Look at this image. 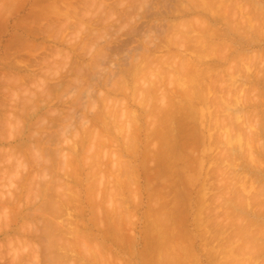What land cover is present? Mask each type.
I'll use <instances>...</instances> for the list:
<instances>
[{"label": "rangeland", "instance_id": "obj_1", "mask_svg": "<svg viewBox=\"0 0 264 264\" xmlns=\"http://www.w3.org/2000/svg\"><path fill=\"white\" fill-rule=\"evenodd\" d=\"M188 8L192 12L189 11ZM244 8L247 10H244ZM253 11L257 14H252ZM241 14L244 15L242 16ZM131 28L135 29L136 35ZM147 28L149 29L147 30ZM136 29L144 33L141 34ZM127 32L129 34H127ZM147 35L150 41L148 38L146 39ZM260 35H262V38L259 37ZM173 37L175 38L174 43ZM256 38L258 41L255 40ZM119 39H121V41ZM126 40L128 41L127 45ZM262 40H264V0H0V207H2L0 208V264H54V262L56 264H175L174 258L176 259V264H195V261H193L195 259L193 258H196V261L199 260L201 264H218L220 258L223 262L224 260L230 262L231 259H235L236 256L239 259L238 261L232 259V261L237 262L236 264H256L259 263L260 260H264V257L261 256V253L264 255V250L260 252L261 246L262 249H264V245H262L264 244L262 243L264 238H261L264 237V231H262L264 230L262 226L264 223V216L261 215L264 214V41ZM148 41L153 42V45L148 43ZM162 43H164V45ZM157 45L161 46L159 47ZM139 46H141V49ZM136 48L139 50L137 51ZM149 51L153 53H147ZM112 52H114V54ZM104 53L106 56H104ZM117 53L119 56H117ZM135 54L136 57H139V59H137L138 62L136 61ZM127 55H130V59ZM147 57L151 58L149 59ZM146 59H148V61ZM149 60L151 63H148L150 62ZM116 63L118 65H116ZM150 64H152L153 69L150 68V66L148 67ZM141 67H144V69L142 68L140 70L139 68ZM105 68L106 72H104ZM149 68L150 70L148 73L152 70L150 72L151 75L146 72ZM185 68L189 69V71L191 70L194 73H190L197 76L195 81L193 80L194 78L192 79L194 82H191L192 80H185L184 72L180 74ZM127 69L130 73L127 72ZM116 70L118 73H116ZM138 70L140 71L138 72ZM110 71L114 76H112V74L110 75ZM230 71H233L232 73L234 74ZM152 72L155 75L152 76ZM87 73H89L92 78H90L91 76ZM237 73L239 74L237 75ZM94 74L96 76H93ZM249 74L251 75L249 76ZM143 75L144 78L146 75V79L143 78ZM99 76L101 77L100 79L98 78ZM110 76L111 78H109ZM147 76L150 78L147 79ZM94 78L98 80L95 81ZM119 78L123 80H119ZM257 79H260V82H257ZM121 81L123 83H119ZM88 82L91 84L88 85ZM125 83L127 86L123 90L122 88L125 87ZM189 85L195 88L194 92H196H193L194 95L191 93L192 87L190 91L187 90L188 92H185V88H188ZM113 86H115L117 91ZM91 87L92 90H90ZM100 92H103L102 95ZM89 93L98 100L96 101L93 97L91 99L90 95H88ZM179 93H182L186 98ZM82 94L85 95L82 96ZM150 94L152 96H150ZM103 95H109L110 98L113 97L116 103L115 101L114 103L111 102L110 100L113 101V99L109 97L108 99L106 96L105 99H103ZM172 95L174 99L171 98ZM187 95L194 97H192V99H194L193 102ZM61 96H64L62 98L63 102L60 100ZM148 96L151 98H148ZM80 98L81 100L84 99L83 102L85 100L87 101V103L86 101L84 102L87 104L86 107H84L85 105L82 106V104H84L83 102L81 106H79V103H81V100L79 101ZM162 98L174 100L176 106L172 104V100V106L166 105L169 101L167 99L162 101ZM188 98H190L192 104H190L191 102ZM106 99L109 100L110 105ZM91 100H93V104ZM182 100H185V102L183 103ZM175 101L177 102L175 103ZM75 102L77 103L75 104ZM100 102L102 103L101 106L99 104ZM94 103L97 104H95V107ZM91 106L93 108H91ZM106 108L109 112L104 110ZM180 108L183 109L184 112L181 111ZM230 108L232 109L230 110ZM164 109L167 110L165 111ZM168 109H170V112ZM68 110L70 112H68ZM179 110L182 113H180ZM163 111H165V113H163L164 116L161 113ZM176 111L179 113H175ZM64 112L67 114V118H64L66 117ZM74 113L80 114L79 116L83 113V115L79 117L78 115H74ZM53 114H55L56 117ZM106 114H108V116ZM92 116H99L100 118L97 120V117L93 118ZM234 116H236V118H234ZM69 117L73 119L71 120ZM231 117L233 119H231ZM53 118L56 119L53 121ZM79 118L87 120L83 122ZM186 118L189 119L188 122ZM45 119L47 120L45 121ZM101 119L105 120L102 121ZM181 120L183 123L186 121L187 124L186 122L185 124L181 123V125L183 124L181 126ZM69 121L72 124L74 123V126L72 125V128L67 126L66 130L64 129V125H68L67 122ZM85 121H88V123ZM242 121L245 124H243ZM54 122L62 126L59 125V127H56L58 124L56 126L54 124L55 127H49V124L52 125ZM70 122L69 124H71ZM81 122L83 123L81 124ZM102 122L104 123L102 124ZM169 122L173 124L170 126ZM166 123H168L170 127H168ZM47 124L48 127H46ZM84 124L85 126L88 125L86 127L82 126L84 128V130H82L81 125ZM88 126L90 128L92 127V129L88 128ZM162 126L166 128L163 130L160 129ZM48 128H50V130ZM76 128L79 132L76 131V133H78L79 136H83L82 140L80 138L81 136L79 137L76 133V137L74 136V131L72 130ZM87 128L89 129L88 135L86 134ZM232 128H235V130ZM61 129L65 131H62L63 134H65L66 131L68 132L66 134L68 136L65 135L67 139L73 136L71 138L72 140L69 139L70 142L65 139V136H62V132L60 133V131H57ZM250 129L252 130V136L249 135L251 134ZM52 130L53 132H51ZM104 130L106 131L104 132ZM165 130L168 131L166 132ZM180 130H182L183 134L182 132L180 133ZM44 131L49 133V135L46 136L47 133H44ZM244 131L249 132L245 133ZM54 132L61 134V137L64 138V144H62V139L60 140L61 144L59 142H57V144L54 142V145L53 140L51 144L49 140L53 137L49 138V136L50 133L52 135ZM101 132L103 134H100ZM168 132L170 133L165 134ZM91 133L95 136L94 138L90 137L93 136ZM96 133L99 138H104V142L103 138H101L102 140L98 139V136V140L95 139ZM54 135L56 137V134ZM57 135L58 138L56 137L53 139H59L60 135ZM161 135L165 137L168 135V137H166L168 139H165V137L163 139ZM231 135H233V138L235 135L236 137L238 136L237 140L240 142H238L235 137V140L232 138L234 143L231 138H229ZM44 136L45 138L43 139L42 137ZM185 136L188 137L185 139ZM239 136H241V138ZM45 139L49 140H46L47 142L45 143ZM78 139L79 141H77ZM160 139H162L161 141L165 140L167 144L161 145L165 141L161 142L159 141ZM246 139L249 142H245ZM41 140L43 142H41ZM83 140L84 144L82 143ZM167 140H169V143L174 144H170L172 146H169L173 151H170L167 147V145H169ZM75 142H78V144ZM79 142L82 144L80 145ZM248 143L251 144V146L248 145ZM69 144L72 147L76 145L73 148H76L74 151L76 154L73 153V157L71 154L73 149L69 147ZM49 145L52 146V149L59 148L58 151L61 148L59 153L56 152L57 150H52L53 152L55 151L54 154L59 161L54 157V154L49 152L50 150L48 151V149L51 148ZM39 146L40 151H38ZM162 146L163 148H161ZM44 148L49 152L48 154L45 153L46 150H44ZM250 151L253 156L250 154ZM174 152L175 154H173ZM33 153H35L34 155L41 154V157H36L37 159L40 158L39 160L47 156L46 159L50 158V162L53 160L56 161V163L53 161L56 167L50 168V171L48 168L54 164L48 167L51 163L48 162L49 160H45V163L48 162V164H46L48 168H46L47 170L45 169L44 175L46 172V177H48V179L42 176L43 171L42 173L40 172L41 169L43 170V168H45L43 167L44 158L42 163H39L40 161L38 162L41 165H36L37 161L35 160L37 159H35ZM44 153L46 154L45 156ZM59 154L61 156H59ZM65 154L66 156L69 154V158L66 157ZM233 155L234 157L232 158ZM52 157H54V159ZM60 158L62 159L60 160ZM229 159L232 160L229 162ZM170 161L174 163V165H172ZM60 164L62 166H60ZM190 164L191 167H189ZM66 165L68 166V170L65 167ZM229 167H234V170ZM58 168H61L62 172ZM169 168L174 169L171 170V174L174 175L175 173V176L169 173ZM191 168L195 170H191ZM34 169L36 171H34ZM53 169H56V173H53ZM38 170H40V173H38ZM69 170V175L72 174L68 177L66 173H68ZM74 170L76 173H73ZM237 170L242 177V180H240L241 182L237 180L239 178L241 179V177L238 176ZM48 171H50V175L47 174ZM34 172L35 174L33 175ZM36 172L38 175H36ZM176 173H178V175H176ZM39 174H42L41 177H39ZM55 174H57V177ZM241 174L244 175L242 176ZM32 175L34 176L32 178L33 180L31 179ZM235 175L238 176V178ZM66 176L68 178H64ZM244 176V180L246 177H250H248V181L246 182L247 187L244 186L243 188L242 185L244 184L242 181H244ZM28 177L30 178L28 179ZM72 177L74 178L71 179ZM39 178H45L46 181ZM53 178L55 180H53ZM226 178L230 179H227L229 183L226 182ZM74 179L76 182L79 181L76 183ZM40 180L43 182L41 181L40 183ZM51 181L55 182V186L69 183V186L65 184L66 189L69 188L67 189L68 191L66 189L60 190L65 194L62 196L61 193L62 197L60 196L61 199L59 198L60 201L63 197L65 199L68 198V201L66 200L68 206L66 204L62 205L66 209L65 211V209L59 205L62 207L63 212L59 207L61 212L55 210L58 214L52 211L55 206L51 207V199H48L51 197L54 199V195H60V191L58 190L60 186L57 188L55 187V189L59 191L58 193L56 192L57 194L54 192L56 191L53 189L54 186L52 187V193L54 192L55 194L50 193L52 189L49 190V186L53 185ZM203 181L209 182V185L207 182L205 183V185H208H206L205 189L208 191L207 193L209 194L207 195L209 196L206 195V192L203 193L205 189L202 190L203 188H201L200 184L203 183ZM39 183L40 185L43 183L42 188ZM230 183L233 189L230 187ZM255 183H257V185ZM239 184L242 185L238 187ZM254 184L256 186H254ZM65 185L61 187L65 188ZM224 185H227L225 189H223ZM258 185L260 189L256 188ZM45 186L49 189H45ZM156 188L159 191H156ZM159 188H161V190ZM255 188L257 191L254 192ZM40 190L41 192L43 191L42 194L39 192L41 196L37 194V191ZM226 190L232 192L229 193ZM258 190L261 191H259L261 195ZM218 191L220 193L222 192V194H219ZM46 192H49L50 195L47 196L49 193ZM159 192L162 198L159 196ZM250 192H252V194ZM35 193L38 196H36ZM151 193L154 194V196ZM200 194L206 195H202L204 199H206V201L203 202L204 209L201 210L204 213L198 211L200 210L198 205ZM210 194H213V196L215 194V196L217 195L216 197H219L218 199L215 198V203H222L224 201L223 204L225 203L226 205L218 204L217 207V204L212 203L214 201L213 199L211 201ZM228 195H230V198ZM248 195H250V197H248ZM254 195L256 198L261 196V200L260 198L259 200H255ZM31 196H33L32 198L36 196L37 199L35 198L32 200V198H30ZM46 196L51 197L47 198ZM232 196H238L239 199H235L236 197ZM231 197V202L234 205H231V202H225V200L230 201ZM154 198H157V201ZM250 198H254L252 199L253 201ZM9 200H11V202ZM59 200L55 201L54 199L55 202L61 203ZM234 200H238L239 202ZM2 201H4L3 204ZM33 201L35 203H32ZM44 201L49 202L52 210L47 207L49 205ZM158 201H160V204L158 203L159 205L156 203ZM207 201L211 203L210 205L213 204V207L209 206ZM235 202H238L239 205ZM252 202H254V204L251 206ZM261 202H263V207L259 205ZM228 203L233 207L230 208ZM5 204H7V207ZM161 204L163 206L165 205L167 208H164ZM3 206L6 207L5 210H2L4 208ZM225 206H227L225 209L226 211L224 210ZM256 206H260L258 207L259 210L256 209ZM56 207L58 208V206ZM73 207L78 208H76L77 210L74 208L77 212L74 211ZM228 207L230 211L227 209ZM249 207H251L250 211ZM233 208L235 210H233V213L235 215L238 214L236 217L230 213ZM241 209L243 211H241ZM94 210L95 212H93ZM227 210L230 215H226L228 214ZM79 211H84V213L82 212L83 216L79 214ZM158 211L163 213L161 217L167 213L165 216L168 218L164 216V219L161 218V220H159L161 212L159 213ZM165 211L166 213H164ZM236 211L242 214V218H244L243 215H245L247 221L241 219V217H237L241 216V214L239 215ZM34 213L37 214L36 216L39 222ZM61 213H64V217H61ZM158 213L159 217H157ZM199 213L204 214L205 217L201 215L204 217L202 218ZM212 214L216 215L217 219ZM32 215H34L35 218ZM41 215L43 217L42 219ZM50 215H52V217ZM209 215H211V217ZM221 215L224 216L222 217ZM196 216L197 218L199 216V218L197 219ZM58 217L60 221L62 218L66 217L64 219L65 222L62 219L64 224H61L59 220L57 221ZM213 217L223 227L217 225L218 223H216ZM53 218L57 222L52 221ZM212 218L214 220H212ZM50 219L52 224L49 222ZM165 219L168 220L164 221ZM222 219L224 222L227 221V223L223 224L224 222ZM231 219L233 222H231ZM237 219L239 222L240 219L244 221V223L243 221L240 223L241 225L239 224L240 228L244 224L243 230H240L241 232L237 230V228L239 229L237 225L239 222ZM257 219L262 220V224L261 222L259 224V220ZM183 220L188 222V224ZM198 220L201 221L198 222ZM235 220L237 221V223H235L237 227L234 224V222H236ZM176 221H179V223ZM207 221L208 223H205ZM221 221L223 223H221ZM228 221L233 225V230L230 229L232 226L230 227ZM54 222H56L57 225H59L60 222L61 225H64V228L66 227L64 230L62 228L63 226L59 225L57 227L56 225L57 230L60 228V230H64L63 233L67 232L64 237L66 240L62 239L65 241L66 246L63 244V246H61L63 241L59 243L61 247H64L61 251L65 249L62 254L68 252L67 254L69 257L65 254L61 255V251L58 250L61 249L58 245L59 243H55V245L59 247L57 249L59 252L55 251L56 248L54 250L45 248L51 243H48V241H50V238H53V236H50V238L47 237L51 231L50 228H48L50 231H42L43 229L45 230L49 224L52 226L54 225L55 228ZM196 222H198V224ZM247 222L250 223L247 224ZM199 223H201V226ZM45 224H47L46 227H44ZM206 225V229H210L212 234L204 229ZM247 225H249L250 228ZM70 226L73 227L72 230L76 227L77 231H72ZM225 226L229 229H227L228 231L225 230L227 235L222 234L224 233L222 230H224V228L226 229ZM244 226H247V228L244 229ZM36 227L42 234L38 233ZM197 227L199 228L197 229ZM257 227L259 229H257ZM39 228L43 229L41 230ZM181 228H183V230ZM34 230L38 235H41V238L39 236L40 239ZM60 230H54L55 232L53 233L56 235V233L58 234V232H60L58 234L59 236H57L62 238L60 234L62 235L63 233ZM166 230H170L169 233ZM259 230L261 232H259ZM47 231L49 232L46 233ZM70 231L73 233L71 234ZM78 231H80V233ZM81 231L83 232L81 233ZM31 232L43 245L34 238ZM205 232L207 233L205 234ZM251 235L253 237L252 240L250 238ZM45 236L48 240L45 239ZM227 236L231 237V241L227 239ZM232 236L236 239H232ZM56 237L53 238L56 239L53 240V242H58L57 239L59 238ZM242 237L243 239H241ZM42 238L43 240L41 241ZM246 238H249L248 240L250 243L254 241V238L257 240L253 242L254 244L249 243V245L243 243L244 241H248ZM208 239L212 242L213 249L215 246L217 254H215V250L210 247V241L209 245H207ZM211 239H218L219 241L217 242L219 243L214 240L213 242ZM44 241L48 243L46 246ZM179 241H181V243ZM220 242L223 244H220ZM237 242H239L238 245H240V247H243V249L246 247L247 249L245 248L243 250L238 248ZM204 243H206L207 247ZM174 244L175 247L179 244L180 248H175L173 246ZM216 244L218 247H216ZM257 244H259V246ZM183 245H185V247H183ZM186 245H188V247ZM223 245L224 248L222 247ZM246 245L249 246V248L252 246V249L249 250L248 253L245 252V250H248ZM253 245L256 246L253 247ZM189 246L191 247L189 248ZM192 247L193 251L190 250ZM36 248L39 251H37ZM218 248L219 250L221 249L220 251L222 252L217 250ZM233 249V253L236 256L232 253ZM255 249L258 251V255ZM51 250L55 253L52 251L51 254ZM211 250L219 259L214 258L215 256L211 254ZM224 250H226V252L228 251L227 256L228 258L231 257L230 260L228 258L224 259V256L226 257V252ZM46 251L51 255V258ZM190 251H192V254L188 253ZM255 251L256 253H253L254 255L252 256L250 253ZM170 252H172V254ZM178 252H180V255ZM204 252L206 254H204ZM218 252L221 254L219 255ZM230 252L233 254V257ZM53 254H57L60 257H54ZM175 254L179 255V259ZM186 254L189 255L186 257ZM190 254L194 255V257H191ZM181 256L183 260L180 258ZM251 257L253 258L251 259ZM246 258L248 260H246ZM55 259L56 261L61 260V263H57ZM180 259L183 262H179ZM62 260H65V262ZM240 260H242V263ZM262 263L264 262L262 261ZM225 264H227V262ZM259 264H261V262Z\"/></svg>", "mask_w": 264, "mask_h": 264}, {"label": "bare ground", "instance_id": "obj_2", "mask_svg": "<svg viewBox=\"0 0 264 264\" xmlns=\"http://www.w3.org/2000/svg\"><path fill=\"white\" fill-rule=\"evenodd\" d=\"M194 6H195V5H194ZM194 8H195V7H194ZM246 8H247V7H246ZM197 9H199V8H197ZM197 9H196V10H197ZM249 9H251V8H249ZM188 10H189V8H188ZM244 10H247V9L244 8ZM182 11H183V10H182ZM184 11H185V8H184ZM189 11H191V10H189ZM242 11H243V10H242ZM242 11H241V12H242ZM251 11H252V10H251ZM254 11H255V9H254ZM254 11L252 12V14H255V13H256V12L254 13ZM186 12H187V11H186ZM191 12H192V11H191ZM249 13H250V12H249ZM130 14H131V13H130ZM130 14H129V15H130ZM244 14H245V13H244ZM244 14H241V15L243 16ZM256 14H257V13H256ZM118 17H119V16H118ZM139 17H140V16H139ZM141 17H142V16H141ZM119 18H120V17H119ZM133 18H134V17H133ZM136 18H137V17H136ZM134 19H135V18H134ZM139 19H140V18H139ZM139 19H138V20H139ZM138 20H137V21H138ZM130 21H131V20H130ZM141 23H142V22H141ZM128 24H129V21H128ZM130 27H131V26H130ZM249 27H250V26H249ZM134 28H135V27H134ZM140 28H141V27H140ZM119 29H120V28H119ZM131 29H132V28H131ZM138 29H139V28H138ZM138 29H136V30H138ZM141 29H142V28H141ZM148 29H149V28H147V30H148ZM259 29H260V28H259ZM132 30H133V32L135 33V29H132ZM147 30H145V31H147ZM260 30H261V29H260ZM153 31H154V30H153ZM115 32H116V31H115ZM131 32H132V31H131ZM131 32H130V33H131ZM136 32H137V31H136ZM138 32L141 33V30H140V31L138 30ZM151 32H152V31H151ZM258 32H259V31H258ZM260 32H261V31H260ZM140 33H139V34H140ZM143 33H144V32H143ZM143 33H141V34H143ZM152 33H153V32H152ZM127 34H129V33L127 32ZM131 34H132V33H131ZM131 34H130V35H131ZM259 34H261V33H259ZM135 35H136V33H135ZM137 35H138V34H137ZM141 36H142V35H141ZM261 36H262V35H260L259 37H261ZM128 37H129V36H128ZM145 37H146V36H145ZM148 37H149V36L147 35L146 39H147ZM132 38H133V37H132ZM140 38H141V37H140ZM154 38H155V37H154ZM173 38H174V37H173ZM173 38H172V39H173ZM176 38H178V37H176ZM261 38H262V37H261ZM128 39H129V38H128ZM150 39H151V38H150ZM179 39H180V38H179ZM119 40L121 41V39H119ZM130 40H132V39H130ZM130 40H129V41H130ZM135 40H136V39H135ZM148 40H149V38H148ZM155 40H156V39H155ZM160 40H161V39H160ZM174 40H175V38L173 39V43L175 42ZM177 40H178V39H177ZM245 40H246V39H245ZM250 40H251V39H250ZM255 40H257V38H256ZM126 41H127V40H126ZM146 41H147V40H146ZM149 41H150V40H149ZM149 41H148V43H151V45H153V44H152L153 42H149ZM157 41H158V40H157ZM178 41H179V40H178ZM178 41H177V42H178ZM248 41H249V40H248ZM257 41H258V40H257ZM257 41H256V42H257ZM262 41H264V40H262ZM134 42H135V41H134ZM136 42H137V41H136ZM144 42H145V41H144ZM163 42H164V41H163ZM179 42H180V41H179ZM254 42H255V41H254ZM122 43H123V42H122ZM124 43H125V42H124ZM167 43H168V41H167ZM181 43H182V42H181ZM250 43H251V41H250ZM119 44H120V43H119ZM127 44H128V41H127L126 45H127ZM159 44H160V43H159ZM162 44L164 45V43H162ZM254 44H256V43H254ZM257 44H258V43H257ZM259 44H260V43H259ZM122 45H123V44H122ZM174 45H175V44H174ZM179 45H181V44H179ZM112 46H113V45H112ZM123 46H125V45H123ZM123 46H122V47H123ZM141 46H142V45H141ZM141 46H139V48H140ZM157 46H159V45H157ZM160 46H161V45H160ZM160 46H159V47H160ZM172 46H173V45H172ZM181 46H182V45H181ZM115 47H116V45H115ZM118 47H119V46H118ZM118 47H117V49H118ZM167 47H168V46H167ZM170 47H171V46H170ZM112 48H113V47H112ZM112 48H109V49H112ZM125 49H126V47H125ZM127 49H128V48H127ZM129 49H130V48H129ZM133 49H134V48H133ZM140 49H141V48H140ZM142 49H144V48H142ZM159 49H160V48H159ZM136 50H137V48H136ZM138 50H139V49H138ZM138 50H137V51H138ZM148 50H149V49H148ZM155 50H157V49H155ZM122 51H124V50H122ZM126 51H127V50H126ZM116 52H117V51H116ZM118 52H120V51H118ZM156 52H157V51H156ZM112 53L114 54V52H112ZM138 53H139V52H138ZM147 53L150 54V53H153V52H150V51H149V52H147ZM117 54H118V53H117ZM124 54H125V52H124ZM149 54H148V55H149ZM81 55H82V53H81ZM110 55H112V54H110ZM110 55H109V58H110ZM152 55H153V54H152ZM104 56H106L105 53H104ZM117 56H119V54H118ZM125 56H126V55H125ZM125 56H124V57H125ZM129 56H130V55H129ZM129 56L127 55V57H129ZM80 57H81V56H80ZM135 57H136V54H135ZM137 57H138V56H137ZM137 57H136V61H137V59H139V57H138V58H137ZM151 57H152V56H151ZM151 57H147V58L150 59ZM228 57H229V56H228ZM228 57H227V58H228ZM107 58H108V55H107ZM115 58H117V57H115ZM121 58H122V57H121ZM125 58H126V57H125ZM227 58H224V59H227ZM101 59H102V58H101ZM111 59H112V58H111ZM129 59H130V57H129ZM129 59H128V60H129ZM104 60H106V59H104ZM146 60L148 61V59H146ZM102 61H103V60H102ZM106 61H108V60H106ZM149 61H150V60H149ZM126 62H127V61H126ZM137 62H138V61H137ZM103 63H104V61H103ZM134 63H135V62H134ZM148 63H151V61L148 62ZM101 64H102V63H101ZM114 64H115V63H114ZM122 64H123V63H122ZM146 64H147V63H146ZM116 65H118V64L116 63ZM98 66H99V64H98ZM98 66H96V67H98ZM114 66H115V65H114ZM145 66H146V65H145ZM149 66H150V68H152V64L148 65V67H149ZM228 67H229V66H228ZM87 68H88V66H87ZM114 68H115V67H114ZM131 68H132V67H131ZM131 68H130V69H131ZM142 68L144 69V67H141V68H139V69L141 70ZM145 68H146V67H145ZM150 68L146 71L147 73H148V71L150 70ZM229 68H230V67H229ZM231 68H232V67H231ZM94 69H95V67H94ZM118 69H119V68H118ZM130 69H129V70H130ZM152 69H153V68H152ZM185 69H186V68H185ZM185 69H184V70L182 69L183 71H182V73H180V74H183V72H184L185 80L187 79V81H190V80H192V79L194 78L193 80L195 81V80L197 79V76H196L195 74H191V73H194V72H192L191 70L189 71V69H186V70H185ZM76 70H77V69H76ZM88 70H89V69H88ZM131 70H132V69H131ZM140 70H138V72H139ZM180 70H181V69H180ZM78 71H79V70H78ZM80 71H81V70H80ZM99 71H100V70H99ZM116 71H117V70H116ZM143 71H144V70H143ZM151 71H152V70H151ZM151 71H150V72H151ZM234 71H235V70H234ZM85 72H86V71H85ZM97 72H98V71H97ZM100 72H101V71H100ZM104 72H106V68H105V71H104ZM110 72H111V71H110ZM121 72H122V71H121ZM127 72H129L128 69H127ZM150 72H149L148 74H150ZM190 72H191V73H190ZM230 72L232 73L233 71H230ZM235 72H236V71H235ZM90 73H92V72H90ZM98 73H99V72H98ZM116 73H118V71H117ZM122 73H123V72H122ZM125 73H126V72H125ZM129 73H130V72H129ZM136 73H137V72H136ZM239 73H240V71H239ZM239 73H237V75H238ZM85 74H86V73H85ZM87 74H89V73H87ZM100 74H101V73H100ZM103 74H104V73H103ZM105 74H107V73H105ZM111 74H112V72L110 73V75H111ZM114 74H115V73H114ZM144 74H145V73H144ZM232 74H234V73H232ZM240 74H241V73H240ZM260 74H261V73H260ZM89 75H90V74H89ZM123 75H124V74H123ZM129 75H131V74H129ZM150 75H151V74H150ZM150 75H149V76H150ZM153 75H155V74H153V72H152V76H153ZM194 75H195V77H194ZM228 75H229V73H228ZM235 75H236V74H235ZM237 75H236V76H237ZM244 75H245V74H244ZM250 75H251V74H249V76H250ZM90 76H91V75H90ZM93 76H96V75L94 74ZM97 76H98V75H97ZM102 76H103V75H102ZM112 76H114V75L112 74ZM125 76H126V75H125ZM149 76H147V79L150 78ZM247 76H248V75H247ZM257 76H258V75H257ZM257 76H256V77H257ZM261 76H262V75H261ZM261 76H260V77H261ZM130 77H131V76H130ZM181 77H182V76H181ZM231 77H232V75H231ZM88 78H89V77H88ZM90 78H92V76H91ZM98 78L100 79L101 77L99 76ZM109 78H111V76H110ZM131 78H132V77H131ZM143 78H144V75H143ZM176 78H177V77H176ZM183 78H184V77H183ZM244 78H246V77H244ZM120 79H121V78H119V80H120ZM144 79H146V75H145V78H144ZM151 79H152V77H151ZM91 80H93V79H91ZM94 80H95V78H94ZM97 80H98V79H97ZM97 80H95V81H97ZM109 80H110V79H109ZM121 80H123V79H121ZM193 80H192L191 82H194ZM254 80H256V79H254ZM259 80H260V79H259ZM259 80L257 79V82H260ZM263 80H264V79H263ZM80 81H81V80H80ZM95 81H93V82H95ZM106 81H107V80H106ZM124 81H125V80H124ZM176 81H177V80H176ZM81 82H83V81H81ZM99 82H100V80H99ZM108 82H109V81H108ZM108 82H107V83H108ZM151 82H152V81H151ZM235 82H236V80H235ZM119 83H123V82L121 81V82H119ZM231 83H232V81H231ZM87 84L89 85V84H91V83L88 82ZM92 84H94V83H92ZM147 84H148V83H147ZM97 85H98V84H97ZM97 85H96V86H97ZM120 85H121V84H120ZM124 85H125V87L122 86V87H123V88H122L123 90H124V89L126 88V86H127L126 83H125ZM116 86H117V85H116ZM76 87H77V86H76ZM113 87L115 88V86H113ZM191 87H192V86L189 85L188 88H185V92L190 91ZM234 87H235V86H234ZM110 88H111V87H110ZM114 88H113V89H114ZM117 88H118V87H117ZM87 89H88V87H87ZM229 89H230V88H229ZM90 90H92V87H91ZM90 90H89V91H90ZM94 90H95V89H94ZM115 90H116V88H115ZM118 90H119V89H118ZM187 90H188V91H187ZM194 90H195V88L192 87V91H191V93H193ZM234 90H235V89H234ZM100 91H102V90H100ZM112 91H113V90H112ZM116 91H117V90H116ZM90 92H91V91H90ZM147 92H148V91H147ZM147 92H146V93H147ZM181 92H182V91H181ZM185 92H184V94L186 95ZM195 92H196V91H195ZM195 92H194V93H195ZM83 93H84V92H83ZM87 93H88V92H87ZM100 93H101V92H100ZM102 93H103V92H102ZM102 93H101V95H102ZM106 93H107V92H106ZM182 93H183V92H182ZM182 93H179V94H182ZM191 93H190V94H191ZM194 93H193L192 95H194ZM111 94H112V93H111ZM114 94H115V92H114ZM190 94H188V95H190ZM84 95H85V94H84ZM84 95L82 94V96H84ZM88 95H90V98L92 99L93 96H91L90 93H89ZM109 95H110V94H109ZM109 95H108V96L105 95L106 98H108ZM115 95H116V94H115ZM182 95H183V94H182ZM188 95H187V97H190V96H191V95H190V96H188ZM199 95H200V94H199ZM103 96H104V95H103ZM103 96H102V98L105 99V96H104V97H103ZM150 96H152V95L150 94ZM150 96H148V98H151ZM180 96H181V95H180ZM183 96H184V95H183ZM63 97H64V96H63ZM63 97H62V96L60 97V100H61V101L63 100V99H62ZM184 97H185V96H184ZM184 97H183V98H184ZM192 97H193V96H192ZM192 97H190V98L192 99ZM81 98H82V97H81ZM81 98L79 99V101L81 100ZM83 98H84V97H83ZM87 98H88V97H87ZM93 98H94V97H93ZM109 98H110V97H109ZM109 98H108V99H109ZM111 98L113 99V97H111ZM111 98H110V99H111ZM168 98H170V97H168ZM168 98H166V99L170 102V105H169V102H168L166 105H168V106H172V104L175 105V104H174V100H172V99L169 100ZM171 98H173V95H172ZM183 98H182V99H183ZM185 98H186V97H185ZM190 98H188V99L190 100ZM193 98H194V97H193ZM197 98H198V97H197ZM67 99H68V98H67ZM70 99H71V98H70ZM85 99H86V98H85ZM94 99H95V98H94ZM94 99H93V100H94ZM108 99H106V100H107V102H108V104H109V100H108ZM166 99L162 98V101H163V100H166ZM173 99H174V98H173ZM64 100H65V99H64ZM83 100H84V99H83ZM83 100H81V103H79L78 100H77V102L80 104L79 106H81ZM93 100H91V103L93 102ZM95 100H96V99H95ZM95 100H94V101H95ZM97 100H98V99H97ZM97 100H96V101H97ZM106 100H105V101H106ZM148 100H149V99H148ZM171 100L173 101L172 104H171ZM175 100H177V99H175ZM179 100H180V99H179ZM193 100H194V99H192V102H193ZM68 101H69V99H68ZM68 101H67V102H68ZM85 101H86V100H85ZM85 101H84V102H85ZM101 101H102V100H101ZM110 101L114 103L115 99H113V101H112V100H110ZM182 101H183V100H182ZM197 101H198V100H197ZM237 101H239V100H237ZM62 102H63V101H62ZM77 102H75V104H76ZM84 102H83V103H84ZM176 102H177V101H175V103H176ZM184 102H185V100L183 101V103H184ZM190 102H191V100H190ZM192 102H191L190 104H192ZM86 103H87V101H86ZM86 103L82 104V106L85 105L84 107H86V105H87ZM113 103H111V104H113ZM115 103H116V101H115ZM72 104H73V103H72ZM92 104H93V103H92ZM95 104H96V103H94V107H95ZM99 104H100V106L102 105L101 102H100ZM177 104H178V103H177ZM185 104H186V103H185ZM96 105H97V104H96ZM106 105H107V104H106ZM106 105H105V107H106ZM109 105H110V104H109ZM166 105H165V106H166ZM180 105H181V103H180ZM180 105H178V106H180ZM188 105H189V103H188ZM163 106H164V105H163ZM175 106H176V105H175ZM185 106H187V105H185ZM189 106H190V105H189ZM68 107H69V106H68ZM70 107H71V106H70ZM72 107H73V106H72ZM166 107H167V106H166ZM166 107H165V108H166ZM187 107H188V106H187ZM190 107H191V106H190ZM91 108H93V107L91 106ZM160 108H161V107H160ZM226 108H227V107H226ZM237 108H238V107H237ZM241 108H243V107H241ZM72 109H73V108H72ZM72 109H71V110H72ZM77 109H78V108H77ZM170 109H171V108H170ZM170 109H168V111H169ZM173 109H175V108H173ZM173 109H172V110H173ZM178 109H179V108H178ZM178 109H177V110H178ZM180 109H181V108H180ZM228 109H229V108H228ZM231 109H232V108H230V110H231ZM239 109H240V108H239ZM79 110H80V109H79ZM85 110H86V109H85ZM104 110L108 111L107 108L104 109ZM162 110H163V108H162ZM162 110H161V111H162ZM164 110L166 111L167 109H164ZM185 110H186V109H185ZM74 111H75V110H74ZM90 111H91V109H90ZM95 111H96V110H95ZM98 111H99V109H98ZM100 111H101V109H100ZM165 111H163V112H161V113L163 114V113H165ZM174 111H175V110H174ZM174 111H173V113H174ZM179 111H180V110H179ZM181 111L184 112L183 109H181ZM181 111H180V113H182ZM61 112H62V111H61ZM68 112H70V111L68 110ZM76 112H77V111H76ZM78 112H79V111H78ZM108 112H109V111H108ZM169 112H170V111H169ZM187 112H188V111H187ZM237 112H238V111H237ZM240 112H241V111H240ZM64 113H65V112H64ZM89 113H92V112H89ZM102 113H103V112H102ZM105 113H106V112H105ZM105 113H104V114H105ZM166 113H167V112H166ZM171 113H172V112H171ZM171 113H170V114H171ZM175 113H179V112L176 111ZM185 113H186V112H185ZM185 113H184V114H185ZM189 113H190V112H189ZM48 114H49V113H48ZM57 114H58V113H57ZM65 114H66V113H65ZM70 114H71V113H70ZM93 114H94V113H93ZM93 114H92V115H93ZM99 114H100V112H99ZM104 114H103V115H104ZM150 114H151V113H150ZM184 114H183V115H184ZM231 114H232V113H231ZM233 114H236V113H233ZM239 114H240V113H239ZM53 115H55V114H53ZM71 115H72V114H71ZM74 115H78V116H79L80 114H76V113H74ZM82 115H83V113H82L81 116H79V117H82ZM95 115H96V114H95ZM95 115H94V116H95ZM106 115L108 116V114H106ZM106 115H105V116H106ZM171 115H172V114H171ZM186 115H187V114H186ZM58 116H59V115H58ZM68 116H70V115H68ZM99 116H101V115H99ZM99 116H98V117L96 116L97 118H96V117H93V116H92V117H93V118H96L97 120H99V119H98V118H100ZM163 116H164V114H163ZM172 116H173V115H172ZM174 116H175V115H174ZM178 116H179V115H178ZM180 116H181V114H180ZM238 116H239V115H238ZM55 117H56V115H55ZM71 117H72V116H71ZM71 117H69V118H71ZM103 117H104V116H103ZM103 117H102V118H103ZM183 117H184V116H183ZM185 117H186V116H185ZM240 117H241V116H240ZM243 117H244V115H243ZM64 118H67V114H66V117H64ZM86 118H88V117H86ZM161 118H162V117H161ZM168 118H169V115H168ZM234 118H236V116H234ZM43 119H44V118H43ZM54 119H56V118H53V121H54ZM72 119H73V118H71V120H72ZM74 119H75V117H74ZM79 119H80L81 121H83V122H84V120H87V119H83V120H82L81 118H79ZM171 119H172V118H171ZM177 119H179V118H177ZM181 119H182V117H181ZM183 119H185V118H183ZM186 119H187L186 121L188 122V120L190 119V116H189V119H188V118H186ZM231 119H233V118L231 117ZM245 119H246V118H245ZM247 119H249V118H247ZM46 120H47V119H45V121H46ZM58 120H59V119H58ZM63 120H65V119H63ZM63 120H62V122H63ZM69 120H70V119H69ZM89 120H90V119H89ZM97 120H96V122H97ZM101 120L103 121V120H105V119H101ZM106 120H107V119H106ZM166 120H167V119H166ZM179 120H180V119H179ZM240 120H241V118H240ZM49 121H50V120H49ZM55 121H56V120H55ZM66 121H67V120H66ZM93 121H94V119H93ZM162 121H164V120H162ZM162 121H160V122H162ZM169 121H170V119H169ZM177 121H178V120H177ZM186 121H184V123L182 122V120H181V122L179 121V122H180V125H181V123L185 124ZM236 121H237V120H236ZM245 121H246V120H245ZM51 122H52V121H51ZM69 122H70V121H69ZM69 122H67L68 125H64V127H65L64 129H66L67 126H69V127H71V128H72V125L74 126V123L72 124V123L70 122L71 124H69ZM83 122H81V124H82ZM85 122H86V121H85ZM94 122H95V121H94ZM106 122H108V121H106ZM166 122H168V121H166ZM187 122H186V124H187ZM231 122H232V120H231ZM238 122H239V120H238ZM242 122H243V121H242ZM44 123H45V122H44ZM49 123H50V122H49ZM75 123H76V122H75ZM77 123H78V122H77ZM86 123H88V121H87ZM86 123H85V124H86ZM91 123H92V122H91ZM103 123H104V122H102V124H103ZM229 123H230V122H229ZM42 124H43V123H42ZM54 124H55V122H54L52 125L49 124V125H50L49 127H52V126L55 127L57 124H58V125H57L56 127H59V125H60L59 123H57V124H55V126H54ZM85 124H84V125H81V127H82V126H85ZM92 124H93V123H92ZM105 124H107V123H105ZM163 124H164V122H163ZM169 124H170V126H171L173 123L169 122ZM169 124L166 123V125H167L168 127H170ZM175 124H176V123H175ZM183 124H182V125H183ZM243 124H245V123L243 122ZM251 124H252V123H251ZM76 125H77V124H76ZM79 125H80V124H79ZM87 125H88V124H87ZM87 125H86V126H87ZM90 125H91V124H90ZM94 125H96V124H94ZM99 125H100V124H99ZM99 125H98V126H99ZM161 125H162V124H161ZM182 125H181V126H182ZM60 126H62V125H60ZM77 126H78V125H77ZM86 126H85V127H86ZM105 126H107V125H105ZM108 126H109V125H108ZM159 126H160V125H159ZM164 126H165V125H164ZM248 126H249V125H248ZM46 127H48V124H47ZM79 127H80V126H79ZM95 127H96V126H95ZM168 127H167V128H168ZM172 127H174V126H172ZM186 127H187V126H186ZM234 127H235V126H234ZM241 127H242V126H241ZM261 127H262V126H261ZM44 128H45V127H44ZM88 128H90V127L88 126ZM88 128H87V129H88ZM97 128H98V127H97ZM104 128H105V127H104ZM104 128H102V129H104ZM164 128H166V127H163V126H162V128H160V129L163 130ZM184 128H185V127H184ZM246 128H247V127H246ZM48 129L50 130V128H48ZM59 129H60V128H59ZM76 129H77V128H76ZM76 129H75V130H72V131H74V136H75L76 131L78 132V129H77V130H76ZM85 129H86V128H85ZM90 129H92V127H91ZM100 129H101V127H100ZM108 129H109V128H108ZM169 129H170V128H169ZM169 129H168V130H169ZM190 129H191V128H190ZM232 129L235 130V128H232ZM46 130H47V129H46ZM66 130H67V129H66ZM69 130H70V128H69ZM82 130H84L83 127H82ZM93 130H95V129H93ZM93 130H92V132H93ZM168 130H165V131L167 132ZM171 130H172V128H171ZM182 130H183V128H182ZM182 130H180V133L182 132ZM191 130H192V129H191ZM234 130H232V131H234ZM239 130H240V129H239ZM247 130H249V129H247ZM250 130H251V129H250ZM57 131H60V133H61L62 131L65 132L63 129H61V130H57ZM105 131H106V130H104V132H105ZM159 131H160V130H159ZM173 131H174V129H173ZM173 131H172V132H173ZM185 131H186V129H185ZM227 131H228V130H227ZM232 131H231V132H232ZM36 132H37V131H36ZM51 132H53V130H52ZM63 132L61 133L62 136H65V135L68 133V132L66 131V133L63 134ZM80 132H81V131H80ZM88 132H89V129L87 130L86 134H87ZM231 132H230V133H231ZM237 132H238V131H237ZM244 132L246 133L247 131H244ZM248 132H249V131H248ZM248 132H247V133H248ZM250 132H251V134H249V135L252 136V130H251ZM38 133H39V132H38ZM44 133H47V132L44 131ZM44 133H42V134H44ZM60 133H55V132H54V134H56V137H57V138H58V135H57V134L60 135V136H59L60 138H59V139H56V140L53 139V138H56L55 135H54V134L51 135V133H50L49 138H52V137H53V138H52L51 140H49V139H45V143H46L48 140L51 141V144H52V140H53V143H54V142H56V144H57V142L60 143V140H61V139H62V141L64 140V138L61 137V134H60ZM78 133H79V132H78ZM78 133H76V135H78ZM159 133H161V132H159ZM169 133H170V132L165 133V134H169ZM178 133H179V132H178ZM189 133H190V132H189ZM192 133H193V132H192ZM72 134H73V133H72ZM84 134H85V133H84ZM84 134H83V135H84ZM88 134H89V133H88ZM88 134H87V135H88ZM91 134L93 135V133H91ZM100 134H103V133L101 132ZM182 134H183V132H182ZM187 134H188V133H187ZM232 134H233V133H232ZM234 134H235V133H234ZM236 134H237V133H236ZM48 135H49V133L46 134V136H48ZM87 135H86V136H87ZM94 135H95V132H94ZM94 135H93V136H90V135H89V136L92 137V138H94V137H95ZM163 135H164V133H163ZM171 135L173 136L172 133H171ZM171 135H170V136H171ZM185 135H186V133H185ZM188 135L191 136L190 134H188ZM229 135H230V134H229ZM40 136H41V134H40ZM66 136H68V135H66ZM66 136H65V137H66ZM78 136H79V135H78ZM78 136H77V137H78ZM80 136H81V135H80ZM80 136H79V137H80ZM84 136H85V135H84ZM97 136H98V135H97V133H96V138H95L96 140L103 138V137H100V138H99V136H98V139H97ZM161 136H162V135H161ZM172 136H171V137H172ZM175 136H176V135H175ZM179 136H180V134H179ZM232 136H233V135H231V137H229V138H231V140L233 141V139L236 137V135H235L234 138H233ZM38 137H39V136H38ZM38 137H37V138H38ZM72 137H73V136H72ZM72 137H71V138H72ZM75 137H76V136H75ZM82 137H83V136L80 137L81 140L83 139ZM162 137H163V139H164L165 136H162ZM166 137H168V135H167ZM166 137H165V139H168V138H166ZM180 137H181V136H180ZM186 137H188V136H185V139H186ZM237 137H238V136H237ZM237 137H236V140H237ZM239 137L241 138V136H239ZM35 138H36V137H35ZM42 138L44 139L45 136L42 137ZM42 138H40V139H42ZM68 138H69V137H68ZM71 138H69V139L72 140ZM173 138H174V136H173ZM193 138H194V137H193ZM232 138H233V139H232ZM240 138H239V139H240ZM252 138H254V137H252ZM255 138H256V137H255ZM65 139L68 140V141L70 142V140L67 139V137H66ZM85 139H86V138H85ZM95 139H94V140H95ZM170 139H171V138H170ZM183 139H184V138H183ZM187 139H188V138H187ZM46 140H47V141H46ZM66 140H65V141H66ZM92 140H93V139H92ZM94 140H93V141H94ZM96 140H95V141H96ZM101 140H102V139H101ZM161 140H162V139H160L159 141H161ZM181 140H182V139H181ZM234 140H235V139H234ZM240 140H242V139H240ZM256 140H257V138H256ZM256 140H255V141H256ZM77 141H79V139H78ZM164 141H165V140H163V141H161V142H164ZM167 141H168V143H169V140H167ZM171 141H172V139H171ZM175 141L177 142L176 138H175ZM175 141H174V142H175ZM184 141H185V140H184ZM189 141H190V138H189ZM237 141H238V140H237ZM242 141H243V140H242ZM246 141H247V139L245 140V142H246ZM251 141H252V140H251ZM253 141H254V140H253ZM41 142H43V141L41 140ZM83 142H84V140L82 141V143H83ZM103 142H104V138H103ZM172 142H173V141H172ZM193 142H194V141H193ZM193 142H192V144H193ZM233 142H234V141H233ZM238 142H240V141H238ZM238 142H237V143H238ZM247 142H249V141H247ZM59 143H58V144H59ZM75 143L78 144V142H75ZM75 143H74V144H75ZM82 143H81V144H82ZM183 143H184V142H183ZM234 143H235V142H234ZM242 143H243V142H242ZM242 143H241V144H242ZM250 143H251V142H250ZM60 144H61V143H60ZM60 144H59V145H60ZM62 144H64V141H63ZM79 144H80V142H79ZM81 144H80V145H81ZM83 144H84V143H83ZM166 144H167V143H166V141H165V142H164L163 144H161V145H166ZM170 144H173V143H169V145H167L168 148H169V146H172V145H170ZM175 144H176V143H175ZM179 144H180V142H179ZM185 144H186V143H185ZM239 144H240V143H239ZM239 144H238V145H239ZM243 144H244V143H243ZM261 144H262V143H261ZM39 145H40V144H39ZM54 145H55V143H54ZM59 145H58V146H59ZM173 145H174V144H173ZM187 145H188V144H187ZM248 145L251 146V144H249V143H248ZM33 146H34V145H33ZM37 146H38V145H37ZM58 146H57V147H58ZM60 146H61V145H60ZM60 146H59V147H60ZM63 146H64V145H63ZM75 146H76V145H74V147H75ZM179 146H180V145H179ZM179 146H177V147H179ZM182 146H183V145H182ZM185 146H186V145H185ZM242 146H243V145H242ZM246 146H247V145H246ZM260 146H261V145H260ZM49 147H51V148L48 149V151L50 150L49 152H51L52 154H54V152H55L56 150H57V151H56L57 153H59V151L61 150V148H60L59 151H58L59 148H56V149L53 148V149H52V146H50V145H49ZM69 147L72 148V149L74 148V147L70 146V144H69ZM164 147H165V146H164ZM190 147H191V146H190ZM64 148H65V146H64ZM161 148H163V146H162ZM175 148H176V147H175ZM32 149H33V147H32ZM35 149H36V147H35ZM75 149H76V148H75ZM75 149H73V150H72L73 152H71L72 157H73V153H75V152H74ZM169 149H170V148H169ZM171 149H172V148H171ZM171 149H170V151H173V150H171ZM178 149H179V148H178ZM183 149H184V148H183ZM33 150H34V149H33ZM37 150H38V149H37ZM44 150H46V149L44 148ZM52 150H55V151L53 152ZM62 150H63V149H62ZM65 150H66V149H65ZM69 150H70V149H69ZM163 150H164V149H163ZM191 150H192V149H191ZM191 150H190V151H191ZM193 150H194V149H193ZM252 150H253V149H252ZM38 151H40V146H39V150H38ZM70 151H71V150H70ZM78 151H79V150H78ZM230 151H231V150H230ZM248 151H249V150H248ZM34 152H37V151H34ZM44 152H45V151H44ZM49 152H47V150H46L45 153L48 154ZM67 152H68V151H67ZM67 152H66V153H67ZM76 152H77V151H76ZM79 152H80V151H79ZM187 152H188V151H187ZM45 153H44V156L46 155ZM68 153H69V152H68ZM164 153H165V152H164ZM166 153H167V152H166ZM226 153H227V152H226ZM229 153H231V152H229ZM251 153H252V152L250 151V154H251ZM34 154H35V153H33V155H34ZM61 154H62V153H61ZM75 154H76V153H75ZM168 154H169V153H168ZM173 154H175V152H174ZM178 154H179V153H178ZM181 154H182V153H181ZM40 155H41V154H40ZM40 155H39V154H38V155H34V156H35V159H37L36 157H37V156H40ZM56 155H57V154H56ZM68 155H69V154H68ZM68 155L66 156V154H65L66 157H68ZM169 155H170V154H169ZM169 155H168V157H169ZM179 155H180V154H179ZM192 155H193V154H192ZM226 155H227V154H226ZM231 155H232V154H231ZM251 155H252V154H251ZM251 155H250V156H251ZM59 156H61V155L59 154ZM252 156H253V155H252ZM40 157H41V156H40ZM54 157H56L55 154H54ZM54 157H52V158L54 159ZM63 157H64V156H63ZM171 157H172V155H171ZM233 157H234V155L232 156V158H233ZM33 158H34V157H33ZM43 158H44V160H43ZM43 158H42V160H43V162H44V163H43L44 166H43V165H42V166L45 167V168L42 167L43 170H42V169H41V171L38 170V173H40V172L42 173V171H43V175H42V174H41V175L46 177V172H45V175H44V171H46V170H47L46 168H48L50 165L54 164V162L56 163V161L53 160L54 162H53V161L50 162L51 159H50V158H49V159H46L47 156H46V158H45V157H43ZM56 158H57V157H56ZM68 158H69V157H68ZM70 158H71V157H70ZM177 158H178V157H177ZM39 159H40V158H38L37 160H35V161H37V162H36V163H37L36 165H38L39 163H42V160H39ZM57 159H58V158H57ZM61 159H62V158H60V160H61ZM63 159H65V158H63ZM167 159H168V158H167ZM251 159H252V157H251ZM18 160H19V159H18ZM45 160H47V161L49 160L48 162L51 163V164L48 165V167H46V166H47L46 164H48V162L45 163ZM65 160H66V159H65ZM65 160H64V162H65ZM71 160H73V159H71ZM71 160H70V161H71ZM168 160H169V159H168ZM179 160H180V159H179ZM231 160H232V159H231ZM231 160L229 159V162H230ZM39 161H40V162H39ZM58 161H59V159H58ZM225 161H226V160H225ZM38 162H39V163H38ZM64 162H63V163H64ZM168 162H169V161H168ZM168 162H167V163H168ZM170 162H171V161H170ZM177 162H178V161H177ZM227 162H228V161H227ZM60 163L62 164L61 161H60ZM171 163H172V162H171ZM171 163H170V164H171ZM22 164H24V163H22ZM58 164H59V163H58ZM61 164H60V166H62ZM66 164H67V163H66ZM230 164H231V163H230ZM234 164H235V163H234ZM39 165H41V164H39ZM71 165H72V163H71ZM172 165H174V163H172ZM186 165H187V164H186ZM232 165H233V164H232ZM18 166H19V164H18ZM20 166H21V165H20ZM22 166H23V165H22ZM24 166H25V165H24ZM53 166H54V167H53ZM60 166H58V167H60ZM63 166H64V165H63ZM170 166H171V165H170ZM175 166H176V165H175ZM188 166H189V165H188ZM55 167H56V166H55V164H54V165H52L51 167H49L48 169L51 171L50 168H55ZM65 167H66L67 170H68V166L66 165ZM189 167H191V164H190ZM35 168H36V167H35ZM62 168H63V167H62ZM66 168H65V170H66ZM229 168H231V167H229ZM233 168H234V167H233ZM233 168H231V169H233ZM36 169H37V168H36ZM45 169H46V170H45ZM58 169H59V168H58ZM63 169H64V168H63ZM166 169H167V168H166ZM169 169H170V168H169ZM189 169H190V168H189ZM192 169H193V168H191V170H192ZM53 170H54L53 173H56V171H55L56 169H53ZM59 170H61V168H60ZM70 170H71V169H70ZM70 170H69L68 173L64 172V173L68 174V177L72 174V173H71V174L69 175ZM171 170H174V169L171 168V169L169 170V173H170V174L172 173ZM193 170H195V169H193ZM233 170H234V169H233ZM34 171H36V170L34 169ZM39 171H40V172H39ZM50 171H48L47 174H49ZM63 171H64V170H63ZM167 171H168V170H167ZM170 171H171V172H170ZM237 171H238V170H237ZM58 172H59V171H58ZM61 172H62V170H61ZM61 172H60V173H61ZM74 172H75V170L73 171V173H74ZM175 172H176V171H175ZM177 172H178V171H177ZM232 172H233V171H232ZM38 173L36 172V175H38ZM75 173H76V172H75ZM179 173H180V172H179ZM30 174H31V173H30ZM34 174H35V172L33 173V175H34ZM51 174H52V173H51ZM61 174H62V173H61ZM161 174H162V173H161ZM165 174H166V172H165ZM230 174H231V173H230ZM236 174H237V173H236ZM239 174H240V173H239V171H238V176H240ZM247 174H248V173H247ZM26 175H27V174H26ZM33 175H32V177H31V179L34 177ZM39 175H40V174H39ZM41 175H40L39 177H41ZM49 175H50V174H49ZM49 175H48V176H49ZM56 175H57V174H55V176H56ZM76 175H77V174H76ZM167 175H168V174H167ZM171 175H173V174H171ZM176 175H178V173H176ZM179 175H180V174H179ZM233 175H234V174H233ZM241 175L243 176L244 174H241ZM248 175H250V174H248ZM30 176H31V175H30ZM53 176H54V175H53ZM58 176H59V175H58ZM61 176H62V175H61ZM64 176H65V175H64ZM73 176L75 177L74 174H73ZM81 176H82V175H81ZM173 176H175V173H174ZM173 176H172V178H173ZM180 176H181V175H180ZM183 176H184V175H183ZM235 176H236V175H235ZM238 176H236V177L238 178ZM250 176H251V175H250ZM250 176H248V177H250ZM25 177H26V176H25ZM36 177H37V176H36ZM56 177H57V176H56ZM68 177L66 176V177H64V178H68ZM74 177H72L71 179H73ZM227 177H228V176H227ZM233 177H234V176H233ZM236 177H235V178H236ZM240 177H241V176H240ZM248 177H246V179H245L246 181H245V180H244L245 176H244V177H243V180H244V181H242L244 185L239 184L238 187H239L240 185H242L243 188H244V186L247 187V183H246V182L248 181V180H247ZM29 178H30V177H28V179H29ZM51 178H52V175H51ZM61 178H63V177H61ZM180 178H182V177H180ZM229 178H230V177H229ZM252 178H253V176H252ZM252 178H251V179H252ZM21 179H22V178H21ZM28 179H27V180H28ZM31 179H30V180H31ZM39 179H42V178H39ZM46 179H48V177H46ZM227 179H228V178H226V180H227ZM232 179H233V178H232ZM232 179H231V180H232ZM253 179H254V178H253ZM253 179H252V180H253ZM32 180H33V179H32ZM37 180H38V179H37ZM42 180L44 181L45 178H43ZM42 180H40V183H41ZM53 180H55V179L53 178ZM57 180H58V179H57ZM57 180H56V181H57ZM60 180H62V179H60ZM220 180H221V179H220ZM226 180H225V181H226ZM228 180H230V179H228ZM228 180H227L226 182H228ZM234 180H235V179H234ZM237 180H239V181L242 180V177H241V179L239 178V179H237ZM237 180H236V181H237ZM43 181H42V182H43ZM45 181H46V180H45ZM65 181H66V180H65ZM74 181H75V179H74ZM78 181H79V180H78ZM78 181H77V182H78ZM81 181H82V179H81ZM204 181H205V180H204ZM204 181H203V183H200V184H201V188H203L202 190H204V189L206 188V185H207V184L209 185V182H207V181H206L207 184L205 185L206 182H204ZM222 181H223V180H222ZM225 181H224V183H225ZM236 181H235V183H236ZM57 182H58V181H57ZM57 182H56V183H57ZM75 182H76V181H75ZM77 182H76V183H77ZM174 182H175V181H174ZM191 182H192V181H191ZM191 182H190V183H191ZM237 182H238V181H237ZM240 182H241V181H240ZM244 182H245V183H244ZM40 183H39V185H40ZM51 183H53V185H50V186H49L50 189H49L48 187H46V186H45V187H46L45 189L48 188L49 190H51L52 187L54 186L53 189L56 190V191H54L55 193H56V192L58 193V192H59L60 190H62V189H63V190L66 189V185H65V184H68V186H69V183H65V184H64V185H65V188H62L64 185H58V184H57L58 186H60L59 188H61V189L58 188V190H59V191H58L57 189H55V187H56V188L58 187V186H55L56 184L54 185L55 182H54V181H53V182L51 181ZM59 183H61V182H59ZM182 183H183V182H182ZM228 183H229V182H228ZM228 183H227V184H228ZM252 183H253V181H252ZM44 184H46V183H44ZM211 184H212V181H211ZM211 184H210V185H211ZM236 184H237V183H236ZM245 184H246V185H245ZM255 184L257 185V183H255ZM255 184H254V186H256ZM42 185H43V183H42ZM42 185H40L41 188H42ZM175 185H176V184H175ZM183 185H185V184H183ZM208 185H207V186H208ZM230 185H231L230 187L233 189L231 183H230ZM61 186H62V187H61ZM70 186H71V185H70ZM233 186H234V185H233ZM27 187H28V186H27ZM37 187H38V186H37ZM175 187H176V186H175ZM198 187H199V185H198ZM211 187H212V186H211ZM217 187H218V186H217ZM225 187H227V185H226V186L224 185V188H223V189H225ZM157 188H158V187H157ZM157 188H156L155 190H156V191H159ZM171 188H172V187H171ZM209 188H210V186H209ZM256 188H257V189H258V188L260 189L259 185H258V187H256ZM256 188H255L254 192L257 191ZM48 189H47V190H48ZM53 189L51 190L50 193H52ZM67 189H69V188H67ZM67 189H66V190H67ZM159 189L161 190V188H159ZM176 189H178V188H176ZM217 189H218V188H217ZM221 189H222V188H221ZM221 189H220V190H221ZM228 189H229V188H228ZM234 189H235V188H234ZM245 189H246V188H245ZM249 189H250V188H249ZM249 189H248V190H249ZM38 190H39V189H38ZM66 190H65V191H66ZM155 190H154V191H155ZM208 190H209V189H208ZM210 190H211V189H210ZM45 191H46V190H45ZM67 191H68V190H67ZM162 191H163V190H162ZM175 191H176V190H175ZM212 191H213V189H212ZM226 191H228V190H226ZM230 191H231V190H230ZM250 191H251V190H250ZM259 191H260V190H258V192H259ZM39 192H41V190H40V191H37V194H39ZM42 192H43V191H42ZM42 192H41L40 194H42ZM54 192H53V193H54ZM201 192H202V191H201ZM205 192H206V195L209 194V193H207L208 191H206V189H205V191H204L203 193H205ZM209 192H210V191H209ZM213 192H214V191H213ZM218 192H219V191H218ZM222 192H223V190H222ZM222 192H221V193L219 192V194H222ZM228 192H229V191H228ZM231 192H232V191H231ZM231 192H229V193H231ZM260 192H261V191H260ZM260 192H259V194L261 195ZM44 193H45V192H44ZM44 193H43V195H44ZM46 193H49V192H46ZM50 193L47 194V196L50 195ZM53 193H52V194H53ZM55 193H54V194H55ZM57 193H56V194H57ZM59 193H60V195L58 194L59 196L54 195V196H55V197H54L55 201L59 200V198L61 199V197L65 194V193L63 194L61 191H60ZM61 193H62V196H61ZM153 193H154V192H153ZM229 193H228V194H229ZM246 193H247V192H246ZM250 193L252 194V192H250ZM250 193H249V194H250ZM40 194H39V195H40ZM52 194H51V196H52ZM66 194H67V193H66ZM151 194H152V193H151ZM159 194H160V192H159ZM159 194H158V195H159ZM236 194H237V193H236ZM236 194H235V195H236ZM35 195H36V193H35ZM45 195H46V194H45ZM149 195H150V194H149ZM152 195L154 196V194H152ZM202 195L206 196L205 194H202ZM202 195L200 194V195H199L200 198L198 197V198H199V204H198V205H199V209H200V210H198V209H197V210H198L199 212H201V213H204V212L201 211V210L204 209V203H203V202H205L206 199H204V197H203ZM210 195L212 196V198H211V196H210L211 201H212V199H213V201H214V202H212V203H213V204H217V205H216L217 207H218V204H219V205H220V204H223L224 201L222 202L221 199H220V200H221L222 203H219V202H218V203H217V202L215 203V198H217V199L219 198V197H216L217 195H216V196H215V194H214V196H213V194H210ZM260 195H259V196H260ZM36 196H38V195H36ZM36 196H35L34 198H32L33 196H31L30 198H32V200H34L35 198L37 199ZM40 196H41V195H40ZM40 196H39V197H40ZM47 196H46V197H47ZM51 196H49V197H51ZM56 196H57V197H56ZM60 196H61V197H60ZM65 196H66V195H65ZM150 196H151V195H150ZM159 196H161V194H160ZM179 196H180V195H179ZM194 196H195V195H194ZM207 196H209V195H207ZM224 196H225V195H224ZM229 196H230V195H228V197H229ZM251 196H253V195H251ZM49 197H47V198H49ZM226 197H227V196H226ZM232 197H236V196H232ZM232 197H231L230 201H228V200L226 201V200H225V202H229V203H230L231 200H232ZM244 197H245V196H244ZM248 197H250V195H248ZM248 197H247V198H248ZM254 197H255V195H254ZM260 197H261V196H260ZM260 197H257V198L255 197V200H256V199L259 200ZM57 198H58V199H57ZM69 198H70V197H69ZM92 198H93V197H92ZM151 198H152V196H151ZM159 198H160V197H159ZM161 198H162V196H161ZM220 198H223V197H220ZM229 198H230V197H229ZM229 198H227V199H229ZM237 198H238V196H237L235 199H237ZM39 199H40V198H39ZM45 199H46V198H45ZM50 199H51V200H50ZM52 199H53V198L51 197V198H49L48 200H50L51 207L55 206V208L53 207V210H52V208H50V204H49L48 201H47V202L44 201V202H46V204L49 205V206H47V207H48L50 210H52L53 212H54L55 210H56L57 212L60 211V210H59L60 208H61V211H62V207H63L62 205H63V204H64V205L66 204V205L68 206V203H66V200L68 201V198L65 199V198L63 197V199H62L61 201L59 200L62 204H61V203H57V202L54 201V199H53V200H52ZM64 199H65V200H64ZM93 199H94V198H93ZM154 199H155V198H154ZM156 199H157V198H156ZM156 199H155V200H156ZM187 199H188V198H187ZM189 199H190V197H189ZM238 199H239V198H238ZM250 199H251V198H250ZM252 199H254V198H252ZM252 199H251V200H252ZM46 200H47V199H46ZM185 200H186V199H185ZM207 200H208V199H207ZM241 200H242V199H241ZM260 200H261V198H260ZM9 201L11 202V200H9ZM9 201H8V202H9ZM29 201H30V200H29ZM35 201H37V200H35ZM59 201H58V202H59ZM62 201H63L64 203H63ZM156 201H157V200H156ZM164 201H165V200H164ZM208 201H209V200H208ZM208 201H207V202H208ZM211 201H209V202H211ZM216 201H217V200H216ZM234 201H238V200H234ZM234 201H233V202H234ZM252 201H253V200H252ZM3 202H4V201H2V204H3ZM93 202H94V201H93ZM159 202H160V201H158V202H156V203L158 204ZM166 202H168V201H166ZM174 202H175V201H174ZM187 202H188V200H187ZM209 202H208V205H209V206H212L213 204L210 205L211 203H209ZM238 202H239V201H238ZM238 202H237V203L235 202V203H236L237 205H239ZM256 202H258V201H256ZM256 202H255V203H256ZM6 203H7V202H6ZM32 203H35V202L33 201ZM163 203H164V202H163ZM184 203H185V202H184ZM229 203H228V205H229ZM231 203H232V202H231ZM240 203H241V201H240ZM245 203H246V202H245ZM249 203H250V202H249ZM262 203H263V202L259 203V205H262V207H263V204H262ZM0 204H1V202H0ZM10 204H11V203H10ZM52 204H53V205H52ZM159 204H160V203H159ZM159 204H158V205H159ZM166 204H167V203H166ZM169 204H170V203H169ZM175 204H176V203H175ZM202 204H203V205H202ZM224 204H225V203H224ZM224 204H223V205H224ZM236 204H235V207H236ZM252 204H254V202L251 203V206H252ZM8 205H9V203H8ZM29 205H30V204H29ZM32 205H33V204H32ZM38 205H39V204H38ZM40 205H41V204H40ZM43 205H44V204H43ZM59 205H61L62 207L59 206ZM161 205H162V204H161ZM185 205H186V203H185ZM191 205H192V204H191ZM196 205H197V204H196ZM223 205H221V206H223ZM225 205H226V204H225ZM228 205H227V206H228ZM231 205H234V204L232 203ZM241 205H242V204H241ZM247 205H248V204H247ZM255 205H256V204H255ZM0 206H1V205H0ZM5 206L7 207V204H5ZM5 206H3L4 208H3L2 210H5V208H6ZM56 206H58V208H57ZM67 206H66V207H67ZM162 206H163V205H162ZM186 206H187V205H186ZM227 206H225L224 210L226 209ZM229 206H230V205H229ZM59 207H60V208H59ZM163 207L165 208L166 206L164 205ZM163 207H162V208H163ZM168 207H169V206H168ZM212 207H213V206H212ZM217 207H215V208H217ZM232 207H233V206H232ZM232 207L230 206V208H232ZM235 207H234V208H235ZM242 207H243V206H242ZM256 207H257V206H256ZM258 207H260V206H258ZM258 207H257L256 209H258ZM0 208H2V207H0ZM63 208H64V207H63ZM74 208L76 209L77 207H73V209H74ZM166 208H167V207H166ZM222 208H223V207H222ZM230 208L228 207L227 209L229 210ZM234 208L231 209L232 211H231L230 213H231V215H234V216L236 217V215H238V214L235 215V214L233 213V212L235 211ZM238 208H239V206H238ZM250 208H251V207H249V211H250ZM263 208H264V207H263ZM34 209H35V208H34ZM38 209H39V208H38ZM64 209H65V208H64ZM69 209H70V208H69ZM75 209H74V211H76L78 208H77L76 210H75ZM169 209H170V208H169ZM187 209H188V207H187ZM242 209H244V208H242ZM242 209H241V211H243ZM2 210H1V211H2ZM39 210H40V209H39ZM82 210H83V209H82ZM92 210H93V209H92ZM164 210H165V209H164ZM176 210H177V209H176ZM176 210H175V211H176ZM183 210H184V209H183ZM217 210H219V209H217ZM228 210H227V213H228ZM233 210H234V211H233ZM236 210H238V209H236ZM258 210H259V209H258ZM34 211H38V210H34ZM47 211H49V210H47ZM56 211H55V213L58 214ZM61 211H60V212H61ZM65 211H66V209H65ZM187 211H188V210H187ZM187 211H186V212H187ZM225 211H226V210H225ZM229 211H230V210H229ZM239 211H240V209H239ZM244 211H245V210H244ZM31 212H32V210H31ZM31 212H30V213H31ZM60 212H59V213H60ZM62 212H63V211H62ZM76 212H77V211H76ZM76 212H75V213H76ZM80 212H81V211H79V214H80V215L82 214V212L84 213V211H82L81 213H80ZM93 212H95V210H94ZM158 212H159V211H158ZM160 212H161V211H160ZM160 212H159V213H160ZM236 212H238V211H236ZM35 213H36V212H35ZM35 213H34V215H35V217H36V219H37V216H36L37 214H35ZM64 213H66V212H64ZM64 213H63V214H64ZM85 213H86V212H85ZM159 213H158V216H157V217H159ZM164 213H166V211H165ZM179 213H180V212H179ZM201 213H199L200 216L203 215V216L205 217V215H204V214H201ZM230 213L226 214V212H225L226 215H230ZM232 213H233V214H232ZM238 213H239V212H238ZM248 213H249V212H248ZM39 214H40V213H39ZM61 214H62V213H61ZM61 214H60V215H61ZM63 214H62V215H63ZM69 214H70V212H69ZM162 214H163V213L161 212V213H160V219H159V220H161V218L164 219V216H165L167 213L164 214L163 217H161ZM188 214H189V213H188ZM188 214H187V215H188ZM194 214H195V213H194ZM199 214H198V215H199ZM225 214H224V215H225ZM240 214H241V213H239V215H240ZM243 214H244V213H243ZM252 214H253V213H252ZM254 214H255V213H254ZM256 214H257V213H256ZM34 215H32V216L34 217ZM46 215H47V214H46ZM52 215H53V214H52ZM52 215H50V216L52 217ZM62 215H61V217H64V215H63V216H62ZM76 215H77V214H76ZM84 215H85V214H84ZM195 215H197V214H195ZM212 215H213V214H212ZM219 215H220V214H219ZM224 215H223V216H224ZM261 215L264 216V214H261ZM30 216H31V215H30ZM50 216H49V217H50ZM58 216H59V215H58ZM65 216H66V214H65ZM81 216H83V214H82ZM209 216L211 217V215H209ZM213 216H215V218H216V215H213ZM221 216H222V215H221ZM223 216H222V217H223ZM243 216H244V218H242V214H241V216H237V217H241V219L246 220V219H245L246 216H245V215H243ZM259 216H260V215H259ZM259 216H258V217H259ZM35 217H34V218H35ZM44 217H45V216H44ZM49 217H48V218H49ZM51 217H50V218H51ZM56 217H57V215H56ZM165 217H166V216H165ZM176 217H177V216H176ZM201 217H202V216H201ZM204 217H202V218H204ZM230 217H231V216H230ZM232 217H233V216H232ZM258 217H257V218H258ZM261 217H262V216H261ZM42 218H43V217H42V215H41V219H42ZM46 218H47V217H46ZM65 218H66V217H65ZM65 218H62V219L64 220ZM166 218H168V217H166ZM190 218H193V217H190ZM194 218H195V217H194ZM196 218H197V216H196ZM196 218H195V219H196ZM198 218H199V216H198ZM198 218H197V219H198ZM202 218H201V219H202ZM213 218H214V217H213ZM213 218H212V220L215 219V218H214V219H213ZM247 218H248V217H247ZM250 218H251V217H250ZM32 219H33V218H32ZM55 219H56V218H55ZM59 219H60V218L58 217L57 221H58ZM62 219H61V221L59 220V221L61 222V224L63 223V222H62ZM171 219H172V218H171ZM173 219H174V218H173ZM179 219H180V218H179ZM183 219H184V218H183ZM216 219H217V218H216ZM216 219H215V221H216V223H218ZM220 219H221V217H220ZM241 219H240V222H239V220L237 219L238 222H239V223L237 224L238 227H239V224L242 223V221H243V220H241ZM252 219H253V218H252ZM252 219H251V221H252ZM261 219H262V218H261ZM33 220H34V219H33ZM43 220H44V219H43ZM46 220H49V219H46ZM166 220H168V219H165L164 221H166ZM174 220H175V219H174ZM202 220H203V219H202ZM206 220H207V219H206ZM231 220H232V219H231ZM233 220H234V218H233ZM233 220H232L231 222H233ZM254 220H255V218H254ZM257 220H259V219H257ZM257 220H256V221H257ZM262 220H263V219H262ZM262 220H259V224H260V222H261V224H262ZM34 221H35V220H34ZM37 221H38V219H37ZM52 221H56V220H54V218H53ZM52 221H51V219H50L49 222H51V224H52ZM57 221H56V222H57ZM183 221H185V220H183ZM200 221H201V220H198V222H200ZM215 221H214V223H215ZM222 221H223V219H222ZM222 221H221V223L224 222V221H223V222H222ZM225 221H226V220H225ZM235 221H236V220H235ZM246 221H247V220H246ZM249 221H250V220H249ZM256 221H253V222L257 223ZM38 222H39V221H38ZM44 222H45V221H44ZM56 222H54V223H55V228H54V225L52 226V225L49 224V223H48L49 226H48L47 224H45V226H44V227H46V225H47V227H46L47 229L45 228V230H44V229L42 228V229H43L42 232H44V231H46V230H49L48 228L51 229V231L49 230L50 232H49V231L46 232V233L49 232V234H50V235L48 234V236L46 235L48 238H50V236H53V238H54V237H56V236L60 233V232H58V234L56 233V235H55V233H53V232H55V231H59V230H60V228H59V230H57V227H58L59 225H60V226H63L62 228L65 230L66 227L64 228V225H61L60 222H59V225H57ZM64 222H65V220H64ZM171 222H172V220H171ZM176 222H177V221H176ZM185 222H186V221H185ZM192 222H193V221H192ZM198 222H196V223L198 224ZM228 222H229V221H228ZM161 223H162V222H161ZM172 223H173V222H172ZM177 223H179V221H178ZM186 223L188 224V222H186ZM202 223H203V222H202ZM205 223H208V221L205 222ZM205 223H203V224H205ZM209 223H210V222H209ZM226 223H227V221L224 222L223 224H226ZM235 223H237V221L234 222V224H235ZM243 223H244V221H243ZM249 223H250V222H247V224H249ZM63 224H64V223H63ZM163 224H164V223H163ZM163 224H162V225H163ZM174 224H175V223H174ZM199 224H200V226H201V223H199ZM229 224H230V222H229ZM251 224H252V222H251ZM251 224H250V225H251ZM43 225H44V224H43ZM50 225H51V227H50ZM56 225H57V227H56ZM160 225H161V224H160ZM180 225H181V224H180ZM207 225H208V224H207ZM207 225L205 226L204 229H206ZM217 225H221V224L218 223ZM237 225L235 224L236 227H237ZM240 225H241V224H240ZM243 225H244V224H243ZM243 225H242L241 228H240V227H239V229L237 228L238 232H239L240 230H241V231L243 230V229H242V228H243ZM245 225H246V224H245ZM256 225H257V224H256ZM76 226H77V225H76ZM196 226H197V225H196ZM200 226H199V227H200ZM221 226H222V225H221ZM221 226H220V227H221ZM231 226H232V227H231ZM247 226L250 228L249 225H247ZM247 226H244V229L247 228ZM254 226H255V225H254ZM262 226L264 227V223L262 224ZM40 227H41V226H40ZM42 227H43V226H42ZM52 227H53V228H52ZM70 227H71V230H72L73 227H72V226H70ZM85 227H86V226H85ZM187 227H188V226H187ZM192 227H193V226H192ZM199 227H197V229H198ZM211 227H212V226H211ZM217 227H219V226H217ZM222 227H223V226H222ZM222 227H221V228H222ZM225 227H226V226H225ZM230 227H231L230 229L233 230V225L230 224ZM251 227H252V226H251ZM255 227H256V226H255ZM183 228H185V227H183ZM183 228H181V229L183 230ZM188 228H189V227H188ZM195 228H196V227H195ZM249 228H248V229H249ZM39 229H41V228H39ZM42 229H41V230H42ZM52 229H54L55 231L52 230ZM69 229H70V228H69ZM76 229H77V228L74 227L73 230H76ZM78 229H79V227H78ZM181 229H180V230H181ZM185 229H186V228H185ZM197 229H196V230H197ZM204 229H203V230H204ZM218 229H219V228H218ZM227 229H228L227 227H226V229L224 228V230H222L224 233H222V232H221V233L224 234V235H227V233L225 232V230H226V231L229 230V229H228V230H227ZM235 229H236V228H235ZM257 229H259V228L257 227ZM263 229H264V228H263ZM36 230H38L37 227H36ZM64 230L62 231V229H61L60 231L63 233ZM67 230H68V228H67ZM73 230H72V231H73ZM164 230H165V229H164ZM206 230H207V229H206ZM216 230H217V229H216ZM216 230H215V231H216ZM254 230H255V229H254ZM254 230H253V231H254ZM72 231H70L71 234L73 233ZM76 231H77V230H76ZM83 231H84V230H83ZM83 231H81V233H82ZM166 231H167V230H166ZM169 231H170V230H169ZM169 231H167V232L169 233ZM208 231L210 232V229L207 230V232H208ZM220 231H221V230H220ZM220 231H219V232H220ZM241 231H240V232H241ZM246 231H247V230H246ZM262 231H264V230H262ZM34 232H35V230H34ZM42 232L40 233V231L38 230V233H39V234H42ZM65 232H66V231H65ZM70 232H68V233H70ZM78 232L80 233V231H78ZM180 232H181V231H180ZM198 232H200V231H198ZM201 232H202V231H201ZM207 232H205V234H206ZM209 232H208V233H209ZM212 232H214V231H212ZM259 232H261V231L259 230ZM35 233L37 234V232H35ZM46 233H45V234H46ZM66 233H67V232H66ZM66 233H63L62 235L60 234V236H61L62 238H59V237H58L59 235L56 237V238H59V239H57L58 242H57V241H56V242H53V240H56V239L50 238V241H48V243L51 242V243H49V245H50V244H51V245H50V246L48 245V247L46 246V244H48V243H46V241H44L45 246H46V247H45V246H44V247L47 248V249L49 248L48 250H50V248L53 249V250L56 248L55 251H58V250L61 251L62 248H64V247H61V246H63V245L66 246V245H65V241H64V240H66V239L64 238ZM76 233H77V232H76ZM221 233H220V234H221ZM225 233H226V234H225ZM255 233H256V232H255ZM255 233H254V234H255ZM262 233H263V232H262ZM31 234L33 235L32 232H31ZM51 234H52V235H51ZM53 234H54V235H53ZM170 234H171V233H170ZM195 234H196V233H195ZM210 234H212V233L210 232ZM258 234H261V233H258ZM263 234H264V233H263ZM37 235H38V234H37ZM37 235H36V236H37ZM43 235H44V234H43ZM43 235H42V236H43ZM63 235H64V236H63ZM168 235H169V234H168ZM188 235H189V234H188ZM228 235H229V232H228ZM252 235H253V233H252ZM252 235H251V237H250L251 240H252V238H253ZM33 236H34V235H33ZM39 236H40V238H41V235H38V238H39ZM46 236H45V239L48 240V238H46ZM75 236H76V235H75ZM185 236H186V235H185ZM189 236H190V235H189ZM229 236H230V235H229ZM229 236H227V237H228L227 239H230L229 241H231V237H229ZM242 236H243V235H242ZM255 236H256V235H255ZM258 236H259V235H258ZM260 236H261V235H260ZM43 237H44V236H43ZM169 237H170V236H169ZM173 237H174V235H173ZM186 237H188V236H186ZM233 237H234V236H232V239H236L235 237H234V238H233ZM34 238L36 239L35 236H34ZM40 238H39V239H40ZM244 238H245V237H244ZM257 238H260V237H257ZM261 238H264V237H261ZM45 239H44V240H45ZM60 239H61V240H60ZM62 239H64V240H62ZM178 239H179V238H178ZM185 239H186V238H185ZM209 239H210V238H209ZM209 239H208V243H207V245H209V241H210ZM219 239H220V238H219ZM241 239H243V237H242ZM246 239L248 240L249 238H246ZM246 239H244V240H246ZM36 240L39 241L38 239H36ZM42 240H43V238L41 239V241H42ZM182 240H183V239H182ZM182 240H181V241H182ZM211 240H212V239H211ZM213 240H214V239H213ZM213 240H212V241H213ZM244 240H242V241H244ZM253 240H254L253 242H255V240H257V239L254 238ZM60 241H61V242L63 241V242L61 243ZM181 241H179V242L181 243ZM202 241H204V240H202ZM202 241H201V242H202ZM214 241L217 242V241H219V240L217 239V240H214ZM214 241H213V242H214ZM232 241H233V240H232ZM259 241H260V240H259ZM59 242L61 243V246H60V243H59ZM66 242H67V241H66ZM204 242H205V241H204ZM222 242H223V241H222ZM224 242H226V241L224 240ZM224 242H223V243H224ZM247 242H248V243H247ZM247 242L244 241L243 243H246V244H249V243H250L249 240H248ZM253 242H251V243L254 244ZM256 242H258V241H256ZM39 243L42 244L40 241H39ZM52 243H53V245H55V243H56V244L59 243L58 245H59V247H60L61 249H58L59 247L56 246V245L53 246ZM177 243H178V241H177ZM184 243H185V242H184ZM210 243H211V246H210V247H212V249H213L212 242L210 241ZM217 243H219V242H217ZM223 243L220 242V244H223ZM241 243H242V242H241ZM243 243H242V244H243ZM251 243H250V244H251ZM259 243L261 244V241H260ZM262 243H264V241H263ZM62 244H63V245H62ZM186 244H187V243H186ZM190 244H191V243H190ZM201 244H203V243H201ZM204 244H205V246H206V243H204ZM226 244H227V242H226ZM235 244H236V243H235ZM238 244H239V242H237V247L239 246L238 248L243 249V247H240V245H238ZM242 244H241V245H242ZM250 244H249V245H250ZM42 245H43V244H42ZM42 245H41V247H42ZM171 245H172V244H171ZM171 245H170V246H171ZM213 245H214V244H213ZM224 245H225V243H224ZM224 245L222 246L223 248H224ZM257 245L259 246V244H257ZM262 245H264V244H262ZM38 246H40V245H38ZM170 246H169V247H170ZM173 246L175 247V244H174ZM186 246L188 247V245H186ZM191 246H192V245H191ZM191 246H189V248H190ZM201 246H202V245H201ZM219 246H221V245H219ZM226 246H228V245H226ZM231 246H232V245H231ZM233 246H235V245H233ZM242 246H243V245H242ZM246 246H247V245H246ZM255 246H256V245H255ZM255 246L253 245V247H255ZM258 246H257V247H258ZM52 247H53V248H52ZM169 247H168V248H169ZM176 247H177V248H180V247H179V244H177ZM176 247H175V248H176ZM181 247H182V246H181ZM183 247H185V245H183ZM195 247H196V246H195ZM206 247H207V246H206ZM216 247H218L217 244H216ZM237 247H235V248H237ZM244 247H245V245H244ZM247 247H248V250H245V252L248 253V251L252 249V246H251V248H249V246H247ZM45 248H44V250H45ZM171 248H172V247H171ZM171 248H170V249H171ZM232 248H233V247H232ZM235 248H234V249H235ZM245 248H246V247H245ZM245 248H244V249H245ZM263 248H264V247H263ZM38 249H40V248H38ZM47 249H46V250H47ZM57 249H58V250H57ZM170 249H168V250H170ZM200 249H201V248H200ZM208 249H210V248H208ZM234 249H233L232 253L234 252ZM244 249H243V250H244ZM246 249H247V248H246ZM257 249H258V248H257ZM260 249H261V251H260V250H259V251H260V252H263L262 250H264V249H262V246L260 247ZM36 250H37V248H36ZM36 250H35V252H36ZM42 250H43V249H42ZM53 250H51L50 253H51ZM64 250H65V249H64ZM64 250L61 251V255H64V254H65V253L62 254V252H64ZM190 250L193 251V247H192V249H190ZM198 250H199V249H198ZM213 250H215V252H216L215 246H214V249H213ZM217 250H219V248H218ZM220 250H221V249H220ZM220 250H219V251H220ZM227 250H228V249H227ZM230 250H231V249H230ZM235 250H236V249H235ZM255 250H256V249H255ZM37 251H39V250H37ZM59 251H58V252H59ZM192 251H190V252H188V253H191V254H192ZM207 251H208V250H207ZM211 251H212V250H211ZM224 251L226 252V250H224ZM228 251H229V250H228ZM228 251L226 252V257L224 256V259H225V258H226V259L228 258V256H227ZM256 251H257V250H256ZM256 251H255V252H251L250 254L253 256V255L256 253ZM53 252H54V251H53ZM65 252H66V251H65ZM168 252H169V251H168ZM200 252H201V250H200ZM220 252H222V251H220ZM245 252H244V253H245ZM39 253H40V252H39ZM46 253H48V252L46 251ZM54 253H55V252H54ZM67 253H68V252H67ZM67 253H66L65 255L68 256ZM170 253L172 254V252H170ZM174 253H177V252H174ZM179 253H180V252H178V254H179ZM207 253H208V252H207ZM223 253H224V252H223ZM235 253H236V252H235ZM253 253H254V254H253ZM43 254H44V253L42 252V255H43ZM48 254H49V253H48ZM48 254H47V255H48ZM51 254H52V253H51ZM181 254H182V253H181ZM191 254H190V256H191V257H192V256L194 257V255H191ZM193 254H194V253H193ZM196 254H197V253H196ZM196 254H195V255H196ZM204 254H206V253L204 252ZM209 254H210V252H209ZM211 254H213V251H212ZM211 254H210V255H211ZM215 254H217V252H216ZM218 254H219V252H218ZM220 254H221V253H220ZM220 254H219V255H220ZM230 254H231V252H230ZM233 254H234V253H233ZM233 254H231L232 257H233ZM237 254H238V253H237ZM250 254H249V257H250ZM263 254H264V253H263ZM37 255H38V254H37ZM49 255H50V254H49ZM175 255H177V254H175ZM179 255H180V254H179ZM179 255H177V258L179 257ZM182 255H183V254H182ZM187 255H189V254H186L185 256L187 257ZM213 255H214V254H213ZM219 255H218V256H219ZM223 255H224V254H223ZM228 255H229V254H228ZM231 255H230V256H231ZM234 255H235V254H234ZM257 255H258V251H257ZM257 255H256V258H257ZM43 256H44V255H43ZM53 256L55 257V256H58V255H57V254H56V255L53 254ZM67 256H65V257H67ZM183 256H184V255H183ZM196 256H197V255H196ZM199 256H200V255H199ZM214 256H215V255H214ZM214 256H213V257H214ZM235 256H236V255H235ZM261 256L264 257V255H262V253H261ZM49 257L51 258V255H50ZM49 257H48V258H49ZM58 257H60V256H58ZM58 257H57V258H58ZM68 257H69V256H68ZM213 257H212V259H213ZM221 257H222V256H221ZM246 257H247V256H246ZM254 257H255V256H254ZM259 257H260V255H259ZM263 257H262V258H263ZM44 258H46V257H44ZM48 258H47V259H48ZM180 258L182 259L183 257L181 256ZM210 258H211V257H210ZM210 258H209V259H210ZM214 258L219 259V257H216V256H215ZM230 258H231V257H230ZM230 258H228V259L230 260ZM236 258H237V259H236ZM239 258H240V257H239ZM252 258H253V257H251V259H252ZM256 258H254V259H256ZM260 258H261V257H260ZM52 259H53V258H52ZM59 259H61V258H59ZM178 259H179V258H178ZM181 259L179 260V262H181V261L183 260V259H182V260H181ZM184 259H185V258H184ZM189 259H190V257H189ZM193 259H195V260H193V261H195V262H194L195 264H198V263L200 262L199 260L196 261V258H193ZM222 259H223V258H222ZM232 259H233V258H232ZM232 259H231L230 262H228V261H226V260H224V262H223V261L221 260V258H220L218 264H225L226 262H227V264H228V263H231V262H232L233 264H236V263H237L236 261L239 260L237 256L235 257V259H233V260H236V261H232ZM240 259H241V258H240ZM244 259H245V258H244ZM257 259H258V258H257ZM263 259H264V258H263ZM48 260H49V259H48ZM173 260H175V264H176V263H177V262H176V259L174 258ZM173 260H172V261H173ZM213 260H214V259H213ZM220 260H221L223 263H222ZM242 260H243V258H242ZM242 260H240L241 263H242ZM246 260H248V259L246 258ZM55 261H56V259H55ZM60 261H61V260H59V261L57 260L56 262L58 263V262H60ZM62 261L65 262V260H62ZM211 261H212V260H211ZM225 261H226V262H225ZM262 261L264 262V260H260L259 263L261 262V264H264V263H262ZM182 262H183V261H182ZM186 262H187V260H186ZM213 262L215 263V260H214ZM216 262H218V261H216ZM220 262H221V263H220ZM244 262H247V261H244ZM256 262H257V261H256ZM48 263H49V261H48ZM60 263H61V262H60ZM187 263H188V262H187ZM189 263H190V262H189ZM209 263H210V261H209ZM232 263H231V264H232ZM259 263H256V264H259ZM51 264H52V263H51ZM54 264H56V263L54 262ZM63 264H64V263H63ZM170 264H171V263H170ZM180 264H186V263H180ZM191 264H192V263H191ZM199 264H201V262H200ZM239 264H240V263H239ZM244 264H245V263H244ZM249 264H250V263H249Z\"/></svg>", "mask_w": 264, "mask_h": 264}]
</instances>
